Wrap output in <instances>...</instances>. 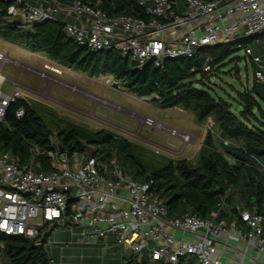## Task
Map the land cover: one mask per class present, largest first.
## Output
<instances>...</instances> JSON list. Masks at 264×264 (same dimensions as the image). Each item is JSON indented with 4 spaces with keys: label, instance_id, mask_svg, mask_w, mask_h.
Segmentation results:
<instances>
[{
    "label": "built area",
    "instance_id": "built-area-1",
    "mask_svg": "<svg viewBox=\"0 0 264 264\" xmlns=\"http://www.w3.org/2000/svg\"><path fill=\"white\" fill-rule=\"evenodd\" d=\"M3 1L7 4L5 24L32 27L60 17L67 35L78 44L93 51H115L137 70L150 63L161 67L167 59H193L202 48L235 43L264 32V0H137L149 19L110 16L98 5L82 0ZM245 52L255 65L256 80L264 83V59L250 47ZM8 63L18 60L0 51V125L6 124L10 106L25 99L18 88L5 90L8 78L3 69ZM201 63L203 73L212 71L210 55ZM38 73L47 77L63 72L47 64ZM24 115V109L16 113L18 119ZM144 124L179 140L180 153L192 141L189 133L153 117L146 116ZM205 128L214 133L212 119ZM89 146L94 153L89 155L86 149V157L73 164L54 140L52 151L35 147L26 163L0 152V232L24 236L45 248L59 226L72 236L77 229H83L86 236L89 228L96 238L115 237L123 264L129 257L139 262L147 259L150 264H181L189 258L197 264H222L223 252L218 245L230 234L264 253V216L256 208L238 207L247 231L234 222L218 220L222 204L209 218L192 213L169 218L164 199L152 191V182L133 181L124 175L115 158L109 163L101 161V146ZM45 154L51 170L38 171L43 165L39 157ZM50 245L47 255L53 264L55 243ZM2 249L0 243V264Z\"/></svg>",
    "mask_w": 264,
    "mask_h": 264
},
{
    "label": "trees",
    "instance_id": "trees-1",
    "mask_svg": "<svg viewBox=\"0 0 264 264\" xmlns=\"http://www.w3.org/2000/svg\"><path fill=\"white\" fill-rule=\"evenodd\" d=\"M82 1L98 5L110 16L126 14L150 18L137 0ZM6 9L7 4L0 0V38L31 53H42L64 68L91 77L110 74L130 93L157 97L153 100L161 109L191 110L203 123L211 118L221 147L208 131L196 164L186 158H157V152L111 130L94 131L86 126L64 124L52 108L25 98L10 106L6 124L0 125V152H8L26 163L35 147L46 153L52 151L54 138L69 155L85 152L87 145H98L102 147L101 161L109 163L115 158L124 175L133 181L145 182L147 176L151 177L152 191L164 199L169 218L187 213L209 218L222 204L218 220L235 222L247 231L238 207L242 210L256 208L264 216V83L255 81L252 88L239 92L240 106L235 108L231 100L215 94L205 81L210 74L222 70L234 51V43L202 48L193 59H167L161 67L150 63L135 70L128 58L115 51H93L78 44L67 35L60 17L21 28L4 23ZM206 55L212 58L210 73L201 70ZM199 73L201 78L197 79ZM19 109L25 110L21 119L16 116ZM223 140H228L229 144H224ZM39 158L43 165L38 171H50L48 156ZM219 180L229 186L228 191L220 188ZM0 243L9 264H52L46 250L31 248L30 240L24 236L0 232ZM125 264L150 263L147 259L139 262L129 257ZM181 264L197 262L189 258L183 259Z\"/></svg>",
    "mask_w": 264,
    "mask_h": 264
},
{
    "label": "rangeland",
    "instance_id": "rangeland-1",
    "mask_svg": "<svg viewBox=\"0 0 264 264\" xmlns=\"http://www.w3.org/2000/svg\"><path fill=\"white\" fill-rule=\"evenodd\" d=\"M246 47H250L255 55L264 58V35L234 43L232 45L234 51L222 70L210 74L205 79L215 94L231 100L235 108L240 106L238 93L252 88L257 81L254 76L255 65L251 58L246 56ZM0 51L18 60V63H8L3 69V75L8 78L5 90L20 89L31 102L52 108L57 118L64 124L86 126L92 130L107 128L119 135L127 136L151 152H157V158L163 156L175 160L186 158L192 164L197 163L198 152L203 144L201 136L208 131L205 128L206 123L201 122L191 110L180 107L161 109L152 97H139L130 93L121 82L115 86L117 82L110 74L91 77L86 73L64 68L42 53H31L2 38ZM47 64L60 69L63 73H50L47 77H42L38 72L44 70ZM200 78L201 73L197 75V79ZM262 108L264 110V104ZM146 116L189 133L192 141L186 151L180 153L179 140L146 126L144 124ZM212 134L217 145L221 147V139L216 128ZM54 142H57L56 138ZM85 157V152L70 154L72 164ZM57 230L59 231L57 236H52L44 248L49 252L51 243H64L69 237L60 226ZM56 249L60 251L59 245ZM67 255L65 253L66 258ZM56 260L60 261L57 254ZM2 261L9 264L5 255L2 256ZM64 264L69 263L64 261Z\"/></svg>",
    "mask_w": 264,
    "mask_h": 264
},
{
    "label": "crops",
    "instance_id": "crops-1",
    "mask_svg": "<svg viewBox=\"0 0 264 264\" xmlns=\"http://www.w3.org/2000/svg\"><path fill=\"white\" fill-rule=\"evenodd\" d=\"M25 98L28 97L25 96ZM124 137L128 138L125 135ZM205 137L206 133H203L201 139L204 141ZM223 142L225 144V142L229 141L223 140ZM215 143L217 144L216 141ZM85 231L86 236L83 235V229H77L75 236H72L69 232H66L69 236V239L67 238L64 243H55L54 248H52L54 255L53 264H64V261L69 264H123L124 261L122 259L120 248L116 243L115 237L111 236L107 240H102L96 238L92 234L91 229L88 228ZM176 235L181 237L180 233H176ZM58 245L60 247V251L56 249ZM218 249L221 253L223 252L222 264H264V253L252 246H248L245 240L239 238L235 234H230L228 236L226 235L225 237L221 238ZM246 249L247 255H244L243 252ZM46 252L49 251L46 250ZM65 253L68 254L67 258L65 257ZM56 254L60 259L59 262L56 260Z\"/></svg>",
    "mask_w": 264,
    "mask_h": 264
},
{
    "label": "water",
    "instance_id": "water-1",
    "mask_svg": "<svg viewBox=\"0 0 264 264\" xmlns=\"http://www.w3.org/2000/svg\"><path fill=\"white\" fill-rule=\"evenodd\" d=\"M256 36H257V35H256ZM252 37H254V36H252ZM238 42H239V41H238ZM101 51H104V50H101ZM135 70H137V69H135ZM118 85H119V83H116V84H115V86H118ZM155 98H157V97H154L153 99H155ZM59 148H60V152H61V153H65V152H66V149H65L64 146H63L62 144H60V143H59ZM86 149H87L89 155H92V154L94 153V151L92 150V148H91L89 145L86 146ZM146 182H148V183H151V182H152L150 176H147V178H146ZM218 184H219V186H220L221 189H223V190H225V191H228V190H229V186H228L226 183H224L222 180H219V181H218ZM30 247H31V248H35V249H38V250H40V251L43 249V245H42V244H35V243H33V242H31Z\"/></svg>",
    "mask_w": 264,
    "mask_h": 264
}]
</instances>
